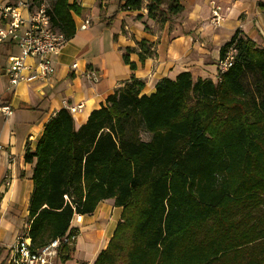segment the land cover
I'll return each instance as SVG.
<instances>
[{"label": "trees", "instance_id": "1", "mask_svg": "<svg viewBox=\"0 0 264 264\" xmlns=\"http://www.w3.org/2000/svg\"><path fill=\"white\" fill-rule=\"evenodd\" d=\"M50 1L51 26L69 40L80 9ZM145 1L159 24L182 11V0H118L117 8L138 11ZM137 46L143 62L153 43ZM132 50L122 61L134 70ZM230 51L215 83L181 72L146 95L131 75L78 129L60 109L24 154L33 163L31 247L60 240L59 261L70 260L74 242L63 238L77 235L72 216L112 199L120 220L93 264H264V48L237 30L219 59Z\"/></svg>", "mask_w": 264, "mask_h": 264}, {"label": "crops", "instance_id": "2", "mask_svg": "<svg viewBox=\"0 0 264 264\" xmlns=\"http://www.w3.org/2000/svg\"><path fill=\"white\" fill-rule=\"evenodd\" d=\"M19 0H0L15 3ZM35 3H44L33 0ZM80 11L71 13L75 33L52 57L54 72L44 82L11 87L6 76L9 63L18 56L15 46L0 45V260L6 261L17 236L25 233L33 163L24 161L28 148L34 152L44 125L62 108L81 104L74 114V127L85 123L106 97L129 81L144 82L143 94L154 92L161 78L174 79L189 72L197 79L217 80L220 47L235 31L264 48V0H182V11L164 23L148 18L146 1L138 11L118 10V0H68ZM51 1H49L50 7ZM220 7L223 20L211 22V10ZM165 9L166 5H162ZM86 24L85 29H80ZM153 43L152 54L139 60L137 43ZM131 70L122 61L125 49ZM75 65V67H72ZM93 74L95 77H90ZM142 139L147 135L142 134ZM34 162V160H33ZM121 208L113 200L98 203L80 223H72L77 235L71 259L54 264H93L120 220Z\"/></svg>", "mask_w": 264, "mask_h": 264}, {"label": "built area", "instance_id": "3", "mask_svg": "<svg viewBox=\"0 0 264 264\" xmlns=\"http://www.w3.org/2000/svg\"><path fill=\"white\" fill-rule=\"evenodd\" d=\"M49 7L43 3L37 4L33 0H19L15 3H0V45L9 43L16 47V56L6 68V76L11 87L19 84L44 82L52 76L54 66L52 57L65 42L62 34L53 29L48 14ZM220 7L211 10V22L219 25L223 17L219 13ZM87 21L80 29H85ZM233 61L230 51L223 60L217 63V71L223 72ZM72 67H75L73 65ZM90 77H95L90 74ZM82 109V105L66 106L72 115ZM4 115H9V107H1ZM82 215L74 214L70 221L80 223ZM76 235L63 238L64 243L75 241ZM60 240H53L39 249L31 247V241L25 233L19 235L11 246L6 264H54L57 258Z\"/></svg>", "mask_w": 264, "mask_h": 264}, {"label": "rangeland", "instance_id": "4", "mask_svg": "<svg viewBox=\"0 0 264 264\" xmlns=\"http://www.w3.org/2000/svg\"><path fill=\"white\" fill-rule=\"evenodd\" d=\"M40 1L44 2L43 4H44L45 6H47V5H49V1H50V0H40ZM72 226H73V224H72ZM70 227H71V225H70Z\"/></svg>", "mask_w": 264, "mask_h": 264}]
</instances>
